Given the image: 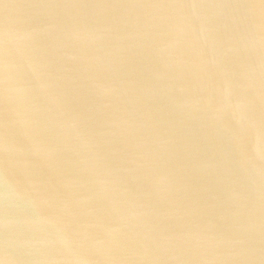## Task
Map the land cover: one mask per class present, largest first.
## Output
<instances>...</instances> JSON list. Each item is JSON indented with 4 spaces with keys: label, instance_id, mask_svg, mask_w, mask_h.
I'll return each mask as SVG.
<instances>
[{
    "label": "water",
    "instance_id": "obj_1",
    "mask_svg": "<svg viewBox=\"0 0 264 264\" xmlns=\"http://www.w3.org/2000/svg\"><path fill=\"white\" fill-rule=\"evenodd\" d=\"M0 264H264V0H0Z\"/></svg>",
    "mask_w": 264,
    "mask_h": 264
}]
</instances>
